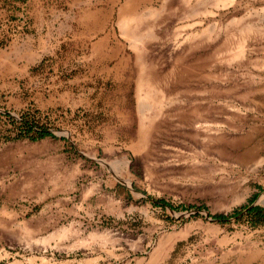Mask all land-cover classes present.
<instances>
[{
  "label": "rangeland",
  "instance_id": "374dc122",
  "mask_svg": "<svg viewBox=\"0 0 264 264\" xmlns=\"http://www.w3.org/2000/svg\"><path fill=\"white\" fill-rule=\"evenodd\" d=\"M51 3L106 22L64 40L67 104L0 101V264H264V221L214 218L264 206V0Z\"/></svg>",
  "mask_w": 264,
  "mask_h": 264
},
{
  "label": "crops",
  "instance_id": "0c3cea01",
  "mask_svg": "<svg viewBox=\"0 0 264 264\" xmlns=\"http://www.w3.org/2000/svg\"><path fill=\"white\" fill-rule=\"evenodd\" d=\"M50 1L0 0V101L13 111L67 104L70 90L64 89L59 75L64 40L76 32L88 40L97 24L106 22L59 19V10ZM110 36L105 31L99 39Z\"/></svg>",
  "mask_w": 264,
  "mask_h": 264
},
{
  "label": "trees",
  "instance_id": "16d2710c",
  "mask_svg": "<svg viewBox=\"0 0 264 264\" xmlns=\"http://www.w3.org/2000/svg\"><path fill=\"white\" fill-rule=\"evenodd\" d=\"M21 126L22 128L25 129V132L27 134H30L32 136L33 139H38V138H43L45 136H52L55 137V135L48 129L45 127H41V126H37L35 125L33 122L30 121H25L22 119L21 121ZM262 190L264 191V188H262ZM257 197V194H255L252 198V201ZM250 203H248L246 206H244L243 208H239V209H235L230 215H225V214H217L214 216V218L222 221V220H226L228 219L230 216H237L238 214H241L243 210H245L244 214L247 219L249 220V222L252 225H256L262 221H264V206L261 205H253L251 206Z\"/></svg>",
  "mask_w": 264,
  "mask_h": 264
},
{
  "label": "bare ground",
  "instance_id": "6f19581e",
  "mask_svg": "<svg viewBox=\"0 0 264 264\" xmlns=\"http://www.w3.org/2000/svg\"><path fill=\"white\" fill-rule=\"evenodd\" d=\"M135 22H136V19H130V20L126 21L123 25L124 26V32L126 34H130V36H132V38H135V35L132 34L133 30H131V27L134 25L133 23H135ZM131 24H133V25L130 27Z\"/></svg>",
  "mask_w": 264,
  "mask_h": 264
},
{
  "label": "water",
  "instance_id": "95a60500",
  "mask_svg": "<svg viewBox=\"0 0 264 264\" xmlns=\"http://www.w3.org/2000/svg\"><path fill=\"white\" fill-rule=\"evenodd\" d=\"M253 205H254V203L251 204V206H253Z\"/></svg>",
  "mask_w": 264,
  "mask_h": 264
}]
</instances>
